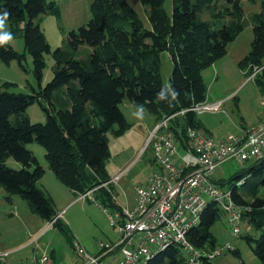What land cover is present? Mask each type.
<instances>
[{
	"label": "trees",
	"instance_id": "16d2710c",
	"mask_svg": "<svg viewBox=\"0 0 264 264\" xmlns=\"http://www.w3.org/2000/svg\"><path fill=\"white\" fill-rule=\"evenodd\" d=\"M138 1L147 8L148 27L124 0H93L88 23L68 33L64 50L52 52L39 20L47 11L55 12L52 3L0 0V14H8L4 23L12 37L23 39L39 87H29V94L12 93L8 90L13 84L0 82V187L7 193V202L18 195L43 221L57 216L51 198L38 188L44 168L26 148L35 142L45 152L48 169L68 190L78 196L92 191L90 200L110 212L117 210L112 184L102 185L110 180L104 169L109 158L107 133L121 136L130 127L120 104L127 100L134 108L143 107L157 124L206 101L202 72L224 57L243 31L242 0H171L170 12L164 6L166 0ZM204 10L210 12L208 21L198 18ZM252 31L250 54L239 64L249 76L254 68L264 66V3L254 15ZM164 53L173 63L167 85L161 79L160 56ZM44 54H51L54 65L51 80L42 87ZM24 58L0 42V63L16 61L22 67ZM260 73L264 76V69ZM259 83L264 95V81ZM167 87L176 96L166 94L161 100L158 94ZM41 98L48 105H40L45 123H32L25 111ZM196 115L186 111L170 120L169 130L183 148L186 130L202 128ZM10 158L21 168L8 167ZM229 182H234L229 190L233 201L249 208L242 223L253 227L258 238L247 236L246 240L249 246L255 244L252 251L258 263L264 264V157ZM221 215L216 205L209 204L199 225L187 233V241L197 250L216 249L211 228ZM55 226L71 242V232L59 218ZM229 251L240 258L236 249ZM211 261L204 259L201 264ZM145 264H187V258L181 247L172 245Z\"/></svg>",
	"mask_w": 264,
	"mask_h": 264
},
{
	"label": "rangeland",
	"instance_id": "374dc122",
	"mask_svg": "<svg viewBox=\"0 0 264 264\" xmlns=\"http://www.w3.org/2000/svg\"><path fill=\"white\" fill-rule=\"evenodd\" d=\"M47 1L48 5L52 3L55 12L52 13L49 10L46 14L40 15V27L45 41L52 52L58 48L64 50L68 33L71 31L77 32L81 26H85L90 20V5L93 0ZM124 1L136 11L144 25L148 27L147 8L138 0ZM255 1V3L247 0L241 1L244 12L243 31L231 43L226 55L202 72L207 91L206 101L202 106L206 107L215 104H220V106L217 111L197 113L196 119L202 126L203 131L215 140H227L228 136L238 134L239 129L237 126L240 122L243 121L248 124L254 116L256 117L263 113L261 100L264 95L261 93L262 83H259V81H264V76L259 72L260 74L256 75L257 77L255 76L254 79L250 80L248 72H243L239 67L240 62L250 54L253 41L254 15L260 12L261 4L264 3V0ZM164 6L170 12L171 0H166ZM198 18L202 21H208L210 20V12L204 10L198 15ZM4 32L10 33L6 23L0 25V36ZM4 42L18 53L24 54L25 58L21 62L22 67L16 61L9 64L0 63V82L13 84L8 90L12 93L29 94L31 92L29 87L38 90V82L32 73V60L24 49L23 39L12 37ZM160 58L161 79L167 85L173 63L165 53ZM44 59L46 68L41 81L42 87L51 80L53 75L52 67L54 65L51 54H44ZM212 101L217 103H212ZM40 105L48 106L46 100L41 98L39 104L35 103L25 111V115L32 123H45V114ZM137 109L127 100H124L120 104V110L130 127L121 136L116 137L111 131L107 133L109 158L105 161L104 169L110 179L117 177L114 184L111 185L112 196L114 199H118L122 205H126L132 200L134 187L143 184L147 175L155 169L151 148L147 145L151 133L150 130L154 128L156 120L154 116L145 110L142 117L135 116L133 113ZM26 148L33 153L39 164L44 168V174L38 182V188L42 187L41 190L51 198L57 216L62 209H65L60 215L62 216L65 213L63 221L65 219V221H70L73 224L74 230L71 229L72 233H76L86 239V243L83 245L79 240H76L85 251L90 254H96L99 252L98 246L100 243L103 245H111L110 241L114 244L117 243L119 235L110 227L108 219L102 210L98 209L99 211H97L92 207H84L81 203H78L79 200H75L65 208V202L69 198L73 199V196L70 193H66L70 191L48 169L44 150L35 142L28 144ZM254 164V160L245 161L241 166L233 161H227L216 168L214 177L222 184L220 187L223 190H230L234 182H229V179L239 173V171L248 170ZM6 165L12 169L21 168L11 158L6 161ZM3 192L7 195L4 189L0 187V248L5 249L1 251L15 256L17 259L23 258L32 253V248L25 246L29 241L26 242L25 240L29 236V229L35 226L36 219L44 224L43 228L46 221H42L38 215L31 213L27 202L18 195L12 196V198H16L17 204L15 202H7L5 198L2 201ZM74 194L76 196L79 195L77 193ZM94 203L92 202V204ZM3 204L4 208H1ZM13 205L16 206L13 207ZM68 222L67 224L69 225ZM240 231V237L235 238L231 228L226 224L225 217L221 215L218 218L215 225L211 228V233L216 242V249L221 250L228 245L232 248L231 250L236 249L239 252L240 258L228 249H223L224 251L220 255L215 256L210 264H240L241 261L243 264H259L252 251L255 244L251 242V246H249L246 240L247 236L257 239L258 233L247 223H242ZM38 238L39 244L37 247L39 252H45L49 255L53 253L55 264L80 263L73 249L72 242H69L56 226H53ZM29 239H33V236L31 237L30 235ZM116 257L119 259V253L116 254Z\"/></svg>",
	"mask_w": 264,
	"mask_h": 264
},
{
	"label": "built area",
	"instance_id": "2783aa9c",
	"mask_svg": "<svg viewBox=\"0 0 264 264\" xmlns=\"http://www.w3.org/2000/svg\"><path fill=\"white\" fill-rule=\"evenodd\" d=\"M263 69L264 66L254 68L250 80ZM202 105L165 117L154 126L147 146L151 148L155 169L143 184L134 187L133 205L121 206L112 197L118 209L111 212L102 209L110 227L119 235L118 242L113 245L100 243L99 252L91 255L78 241H73L79 264H145L157 252L172 245L182 248L187 264H201L204 259L210 261L220 255L223 249H232L226 245L221 250H197L187 241L186 235L199 225L204 209L213 203L225 217L233 236L239 237L242 218L249 208L237 205L231 191L217 184L214 174L221 163L233 161L241 166L245 161L264 157V97L261 100L263 113L256 124L228 136L227 140H215L201 130L188 128L183 148L169 130L170 120L186 111H217L220 106ZM116 179L102 186L114 184ZM79 197L93 200L92 191ZM59 217L46 221L40 235L55 226ZM38 237L33 240L36 255L29 263L54 264L51 255L39 252ZM117 253L119 259L115 256ZM7 256L8 253L0 251V264H7Z\"/></svg>",
	"mask_w": 264,
	"mask_h": 264
},
{
	"label": "crops",
	"instance_id": "0c3cea01",
	"mask_svg": "<svg viewBox=\"0 0 264 264\" xmlns=\"http://www.w3.org/2000/svg\"><path fill=\"white\" fill-rule=\"evenodd\" d=\"M231 45V44H230ZM230 45L228 46V51H229V47H230ZM212 103H217L216 101H212ZM219 103V102H218ZM261 115H262V113L260 114V115H257L256 117L254 116V118L250 121V123H248V124H245L243 121L242 122H240L239 123V125L237 126L238 127V131L240 132L242 129H245L246 128V126H251V125H254V124H256L258 121H259V119H260V117H261ZM150 131H152V130H150ZM150 131H149V133H150ZM201 131L202 132H204L203 131V129L201 128ZM238 132V133H239ZM205 134H207L208 135V133H206V132H204ZM209 136V135H208ZM42 188V187H41ZM70 191V190H69ZM66 193H70V194H72V196H73V199L72 198H69V199H67V201L65 202V208H67L71 203H73L75 200H79L78 201V203H81L82 204V206H84V207H86V206H88V207H92V208H95L97 211H99L98 209H100V210H102V208L97 204V203H94L92 200H90V199H87V198H85V199H80V197L79 196H76L73 192H66ZM3 196V197H2ZM2 196H1V198H2V201L4 200L3 198H5V193L3 192V194H2ZM16 198H12L11 199V202L10 203H13V202H15V204H17V202H16V200H15ZM55 200V199H54ZM117 201V203L119 204V205H121V206H132L133 205V202H134V197L132 198V200L130 201V202H128L126 205H122V203H120L119 201H118V199L116 200ZM5 202V201H4ZM92 202L94 203V204H92ZM6 203V202H5ZM87 203H89V204H87ZM16 205H13V207H15ZM61 206V205H60ZM1 208H4V204L2 205V207ZM3 210V209H2ZM64 210L65 209H62V211L61 212H59V214L58 215H60L62 212H64ZM103 211V210H102ZM32 213V212H31ZM65 213H63V215H64ZM63 215L61 216L60 215V218H59V220L61 221V219H62V223L63 224H65L68 228H69V230H70V232H71V242H73V241H76V240H79L80 241V243L83 245L84 243H86V239L84 238V237H81V236H79L78 234H76V233H72V230L71 229H73L74 230V227H73V224L69 221H65V219H64V221H63ZM25 218H26V216H25ZM43 221V220H42ZM67 222L69 223V225L67 224ZM35 224V226L34 227H32L31 229H29V236L31 235V237L33 236V239H29V236H27V238L25 239L26 240V247H31L32 248V253L31 254H29L28 256H25V257H23V258H19V259H17V258H15V256H11L10 254L7 256V258H6V263L7 264H30L29 262H30V260L36 255V243H33V240L34 239H36L40 234H41V231H42V228H43V226H44V224L43 223H41L40 222V220H38V219H36V222L34 223ZM37 235V236H36ZM78 236V237H77ZM73 240V241H72ZM111 245H113L114 243L112 242V241H110L109 242ZM37 244H39V239H38V241H37ZM25 247V248H26ZM1 250H5V249H2V248H0V251ZM1 252H3V251H1ZM34 252H35V254H34ZM86 252H88V251H86ZM6 253V252H5ZM90 254V253H89ZM97 254V253H96ZM96 254H92L91 253V255H96ZM50 255L51 256H53L52 258H53V260H54V264H55V257H54V254L53 253H50ZM115 256H116V254H115ZM58 261V260H57Z\"/></svg>",
	"mask_w": 264,
	"mask_h": 264
},
{
	"label": "clouds",
	"instance_id": "9594fccd",
	"mask_svg": "<svg viewBox=\"0 0 264 264\" xmlns=\"http://www.w3.org/2000/svg\"><path fill=\"white\" fill-rule=\"evenodd\" d=\"M7 15H8L7 13L0 14V25H2L4 23V20L6 19ZM11 38H12L11 33L4 32L3 35L0 36V42L10 40ZM166 94L170 95L173 99L176 96L175 91L173 89H171V87H167V88L161 90V92L158 95H159V98L161 100H163V99H165ZM143 113H144V109H143V107H140L133 114L137 117H142Z\"/></svg>",
	"mask_w": 264,
	"mask_h": 264
}]
</instances>
